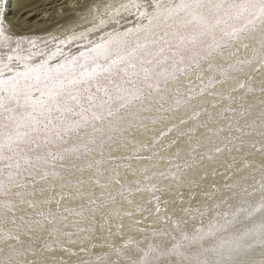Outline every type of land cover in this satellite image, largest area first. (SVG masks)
<instances>
[{
    "label": "snow or ice",
    "instance_id": "obj_1",
    "mask_svg": "<svg viewBox=\"0 0 264 264\" xmlns=\"http://www.w3.org/2000/svg\"><path fill=\"white\" fill-rule=\"evenodd\" d=\"M67 7L0 0V264H264V0Z\"/></svg>",
    "mask_w": 264,
    "mask_h": 264
},
{
    "label": "bare ground",
    "instance_id": "obj_2",
    "mask_svg": "<svg viewBox=\"0 0 264 264\" xmlns=\"http://www.w3.org/2000/svg\"><path fill=\"white\" fill-rule=\"evenodd\" d=\"M72 3L73 0H7L8 19L12 21L14 29L20 33H22V31H29L23 34L35 33L43 36L47 35L50 31L54 32L55 30H59L65 23L76 19L74 14L72 16L66 15L73 10L67 7V5ZM62 5L66 6L62 7ZM48 6L53 7L49 8L52 12L48 14L50 18L47 20L48 16H42V14L48 12L45 9L46 7L48 8ZM40 9L45 10L41 11ZM60 9L64 11V18L57 15ZM10 14H12V16H10ZM40 16H42L41 19ZM59 18L61 19L56 21V19ZM54 21L56 22L54 23Z\"/></svg>",
    "mask_w": 264,
    "mask_h": 264
},
{
    "label": "rangeland",
    "instance_id": "obj_3",
    "mask_svg": "<svg viewBox=\"0 0 264 264\" xmlns=\"http://www.w3.org/2000/svg\"><path fill=\"white\" fill-rule=\"evenodd\" d=\"M58 4H60V3H58ZM57 4V5H58ZM53 6H55V5H53ZM53 6H48V8L46 7L45 9L48 11V12H44V14H42V16L43 15H47L48 16V14L50 13V12H52V10H50L49 8H51V7H53ZM64 6H66V5H62V7H64ZM45 9H40L41 11L42 10H45ZM74 14V10H71V12H69L68 14H66V15H68V16H72ZM10 16H12V14H10ZM42 16H40V19L42 18ZM65 16H62L61 18H64ZM50 17L48 16L47 17V20L49 19ZM61 18H59V19H56V21H59ZM39 19V20H40ZM56 21H54V23L56 22ZM63 22V21H62ZM61 22V23H62ZM71 22V21H70ZM70 22H67V23H65V25L64 26H66L68 23H70ZM49 23V22H48ZM122 24H124L125 26H130V21H127V22H125V21H122L121 22ZM57 26V25H56ZM58 30H55L54 32H57ZM27 32H29V31H22V33H27Z\"/></svg>",
    "mask_w": 264,
    "mask_h": 264
}]
</instances>
